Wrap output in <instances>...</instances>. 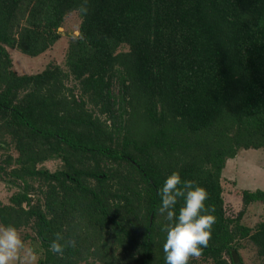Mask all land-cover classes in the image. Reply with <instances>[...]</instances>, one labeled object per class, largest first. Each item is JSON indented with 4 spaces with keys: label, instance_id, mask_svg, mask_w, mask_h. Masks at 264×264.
<instances>
[{
    "label": "trees",
    "instance_id": "obj_1",
    "mask_svg": "<svg viewBox=\"0 0 264 264\" xmlns=\"http://www.w3.org/2000/svg\"><path fill=\"white\" fill-rule=\"evenodd\" d=\"M81 3L0 0V179L18 187L1 223L32 224L38 264H165L158 192L179 170L216 216L190 264H246L245 249L264 264V189L244 188L234 213L223 185L229 161L264 148V0H88L86 15ZM74 11L83 38L65 64L18 73L8 48L42 55ZM57 232L77 242L63 257Z\"/></svg>",
    "mask_w": 264,
    "mask_h": 264
},
{
    "label": "clouds",
    "instance_id": "obj_2",
    "mask_svg": "<svg viewBox=\"0 0 264 264\" xmlns=\"http://www.w3.org/2000/svg\"><path fill=\"white\" fill-rule=\"evenodd\" d=\"M88 0H82L80 12L87 14ZM77 38H83L77 32ZM157 213L167 223L162 228L166 233L163 244L165 264H190L199 260L208 247L216 223L215 208L207 205V189L191 179H182L179 170L172 172L159 189ZM183 204L178 211L176 205ZM75 238L66 239L61 232L50 240L49 250L60 257L66 248L76 247ZM35 253L28 248L20 230L12 224H0V264H34Z\"/></svg>",
    "mask_w": 264,
    "mask_h": 264
},
{
    "label": "rangeland",
    "instance_id": "obj_3",
    "mask_svg": "<svg viewBox=\"0 0 264 264\" xmlns=\"http://www.w3.org/2000/svg\"><path fill=\"white\" fill-rule=\"evenodd\" d=\"M80 23L81 17L77 11L68 14L60 30L61 38L52 48L37 57H30L23 54L18 49L8 48L13 59L14 69L20 74L37 73L52 62L64 65L70 38L74 37L77 32H80ZM13 153L16 156L17 153L15 151H13ZM2 158V153H0V163ZM59 164V160L53 159L44 163V165L51 170L58 168ZM223 185L225 200L229 209L234 213L243 210L242 190L244 188L252 190L257 188L264 189V148L258 150H244L235 159L229 161L224 171ZM17 190L18 187L10 183L9 180L5 181V179H0V201L3 204L9 203L10 197ZM36 199H34V201H36ZM245 212L244 221L254 225L255 222L262 217L263 208L257 204H251L246 208ZM0 224H2L1 221ZM20 232L26 246L35 253L36 259L34 264H38L44 254V248L37 238L36 229L33 228L31 224L30 226L22 227ZM245 251L243 250L242 252L246 264H255L254 251L249 249H245ZM96 264L102 263L97 262Z\"/></svg>",
    "mask_w": 264,
    "mask_h": 264
},
{
    "label": "water",
    "instance_id": "obj_4",
    "mask_svg": "<svg viewBox=\"0 0 264 264\" xmlns=\"http://www.w3.org/2000/svg\"><path fill=\"white\" fill-rule=\"evenodd\" d=\"M60 30H61V28H60ZM152 218L151 219H153V216H151Z\"/></svg>",
    "mask_w": 264,
    "mask_h": 264
}]
</instances>
